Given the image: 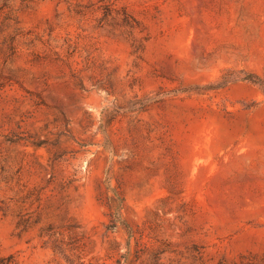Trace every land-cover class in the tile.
Instances as JSON below:
<instances>
[{
	"label": "rangeland",
	"instance_id": "1",
	"mask_svg": "<svg viewBox=\"0 0 264 264\" xmlns=\"http://www.w3.org/2000/svg\"><path fill=\"white\" fill-rule=\"evenodd\" d=\"M0 264H264V0H0Z\"/></svg>",
	"mask_w": 264,
	"mask_h": 264
},
{
	"label": "trees",
	"instance_id": "2",
	"mask_svg": "<svg viewBox=\"0 0 264 264\" xmlns=\"http://www.w3.org/2000/svg\"><path fill=\"white\" fill-rule=\"evenodd\" d=\"M256 80H254V78H249V80L250 81H252L253 83H255V84H259V85H262V82H259L258 80H257V78H255Z\"/></svg>",
	"mask_w": 264,
	"mask_h": 264
}]
</instances>
